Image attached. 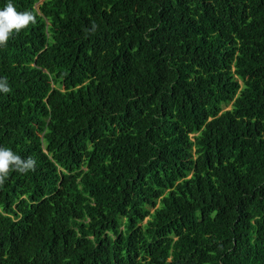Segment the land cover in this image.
I'll list each match as a JSON object with an SVG mask.
<instances>
[{
  "label": "trees",
  "instance_id": "obj_1",
  "mask_svg": "<svg viewBox=\"0 0 264 264\" xmlns=\"http://www.w3.org/2000/svg\"><path fill=\"white\" fill-rule=\"evenodd\" d=\"M66 1L0 47V147L36 162L0 203L58 233L17 252L0 211V264H90L109 233L136 264H264V0Z\"/></svg>",
  "mask_w": 264,
  "mask_h": 264
},
{
  "label": "clouds",
  "instance_id": "obj_2",
  "mask_svg": "<svg viewBox=\"0 0 264 264\" xmlns=\"http://www.w3.org/2000/svg\"><path fill=\"white\" fill-rule=\"evenodd\" d=\"M45 0H37L28 11H17L12 0H7L3 7H0V47L6 46L11 35L18 33L21 29L26 28L30 23H34L36 20V15L43 19L45 22V28L49 26L50 19L45 11L40 8V5ZM58 3H67L66 0H55ZM36 58H33L35 60ZM57 86H53L55 88ZM63 88V87H62ZM10 89L8 87L7 81L5 78H0V91L8 92ZM44 153L48 157V163L41 170L43 173L50 172L51 167L50 163L54 162L51 153L44 148ZM29 154H22L13 148L0 147V198L4 197V190L7 187L9 190H19L21 187H24L23 178L27 176V185L30 184L32 171L35 170V160ZM83 170H87V166L84 165L81 167ZM75 173V170L73 171ZM52 175V174H51ZM9 177V178H8ZM8 178V180H6ZM4 179L6 181H4ZM80 179V177L78 178ZM59 184V182H58ZM57 184V185H58ZM25 185V186H27ZM25 198L24 196H22ZM9 204V200L6 205ZM31 206L35 208L38 206L35 203H31ZM5 206L0 203V211L7 215L8 213L3 210ZM13 211L18 212L17 202L12 203L10 206L9 212ZM15 221H18L19 227L15 228V238L18 242V250L20 253H38L41 247L44 245L49 250L55 246L58 242V233L56 229L48 230L43 228V214L40 216L34 215L32 218L25 219V222L21 225L19 221L23 218L20 216L16 217L15 214H8ZM80 239L83 241L82 234H79ZM90 239H94V235H89ZM111 238H116L112 233H109V237H103V246L99 247L97 251L94 252L91 259L96 255H99L101 259H94L93 262L101 261L102 264H114V260L111 259L110 263L106 256L111 254L112 247L107 245L110 242ZM49 254V253H48ZM106 258V259H105ZM47 264H50L49 259L47 258ZM55 264H61L59 261Z\"/></svg>",
  "mask_w": 264,
  "mask_h": 264
},
{
  "label": "rangeland",
  "instance_id": "obj_3",
  "mask_svg": "<svg viewBox=\"0 0 264 264\" xmlns=\"http://www.w3.org/2000/svg\"><path fill=\"white\" fill-rule=\"evenodd\" d=\"M227 108H229V107H227ZM151 210H153V209H151ZM88 214L90 215V217L84 216L81 219H78V222L81 221L83 223V226L85 227L84 230L87 231V232L84 231V234H82L83 242H84V240H92L89 238V235L93 234V232L91 231L93 228V226L91 224L93 218L91 217L90 212H88ZM148 218L149 217H146L142 223H145L148 220ZM108 224L109 223L106 222L105 218H100L94 222V225L98 230L105 228ZM106 231H108V230H106ZM80 232L81 231H79L78 235L80 234ZM113 239L114 238H111L110 240H113ZM88 245L90 246L91 243H89ZM90 247L92 249V255L94 254L95 251H97L99 249V247H95V248H93L92 246H90ZM106 258L109 260V263H110V260L113 259L114 264H136V263H132L130 259L123 260V258L119 255V252L118 253L116 252V248H112L111 254L109 256L107 255ZM90 264H94V262L91 260Z\"/></svg>",
  "mask_w": 264,
  "mask_h": 264
}]
</instances>
